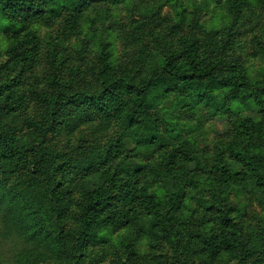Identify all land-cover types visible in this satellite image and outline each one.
Returning <instances> with one entry per match:
<instances>
[{"label": "rangeland", "instance_id": "obj_1", "mask_svg": "<svg viewBox=\"0 0 264 264\" xmlns=\"http://www.w3.org/2000/svg\"><path fill=\"white\" fill-rule=\"evenodd\" d=\"M11 1L0 0V146L30 154L0 166V184L64 198L66 231L79 230L85 189L103 185L101 171L84 176L85 153L122 180L172 163L180 185L164 191L181 201L171 226L142 223L134 244L129 228L79 234L70 263L264 264V0ZM106 71L125 82L120 101L97 100Z\"/></svg>", "mask_w": 264, "mask_h": 264}, {"label": "trees", "instance_id": "obj_2", "mask_svg": "<svg viewBox=\"0 0 264 264\" xmlns=\"http://www.w3.org/2000/svg\"><path fill=\"white\" fill-rule=\"evenodd\" d=\"M262 2L263 0H250V2ZM18 3L19 1H11ZM198 45H192L194 54L199 53ZM216 70V68H214ZM200 70L196 69V72ZM205 75L212 74L211 69H202ZM164 80L169 84V79L164 73ZM216 77V76H215ZM182 81V80H181ZM125 82L122 78L109 75L108 71L101 79L102 96L105 101L117 98L120 101ZM177 86L178 83H173ZM202 100L201 97H199ZM246 121V120H245ZM255 124V121H251ZM0 166L16 169L21 163H25L30 154L24 152V146L13 141H8L0 146ZM186 147H182L183 151ZM36 151V149H35ZM57 160L68 159V154L58 153ZM176 164L180 158L176 153L171 154ZM179 157V158H178ZM80 161V168L85 170L84 176L90 177L102 172L103 185H97L93 189L87 188L83 193V208L81 211V224L78 231H66L63 222L64 198L59 202L56 199L47 198H19L14 193V188L6 189L0 184V264H71L79 260V254H70L73 243L79 234L88 235L90 240L98 239L99 236L110 227L124 229L129 228V239L134 244L139 238L141 224L154 225L155 217L164 222L162 226H171V223L180 210L181 201L179 194L173 190L164 193L166 188L179 189L180 185L174 184L175 176L171 164H167L165 173L157 169H151L147 175L137 171L133 175L126 173L122 180L118 170L111 173L108 166L111 162L107 157L95 155L89 157L86 153ZM180 159L179 163L183 164ZM182 167V165H181ZM150 177L159 178L150 181ZM174 179V180H173ZM225 182V179H220ZM95 184L96 182L93 181ZM159 182L164 183L160 185ZM227 182V179H226ZM156 184V185H154ZM142 185L139 191L135 186ZM12 187L11 185H8ZM153 186H156L153 188ZM226 184V187H229ZM116 189L119 190L115 192ZM154 199L151 209L144 202L140 193ZM154 223V224H153ZM227 217L220 222V229L226 245L234 233L235 227ZM129 240V241H130ZM137 256H132V261H137ZM71 262V263H70Z\"/></svg>", "mask_w": 264, "mask_h": 264}]
</instances>
